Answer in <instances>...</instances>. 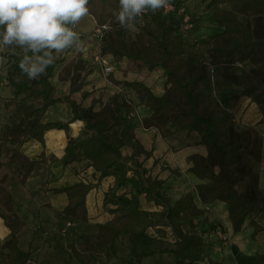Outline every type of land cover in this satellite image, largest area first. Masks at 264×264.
Wrapping results in <instances>:
<instances>
[{
    "label": "trees",
    "instance_id": "obj_1",
    "mask_svg": "<svg viewBox=\"0 0 264 264\" xmlns=\"http://www.w3.org/2000/svg\"><path fill=\"white\" fill-rule=\"evenodd\" d=\"M176 1L180 4L187 0ZM201 1L216 25L215 32L200 41L205 47L202 53L200 49L187 51L188 41L174 13H151L138 31L130 32L115 19L119 0H90L88 5L95 27L108 26L99 41L100 55L110 54L115 63L131 59L147 70L160 68L165 75L166 87L161 94L141 81L120 83L130 88L146 109L141 125L155 129L165 140L180 139L182 146H202L205 150V155L187 156L186 171L198 181L175 199L163 193L165 179L151 176L145 168L144 161L151 151L135 136L130 117L135 103L123 92L113 94L104 103L92 99L88 106L74 99L73 94L81 90L92 70L79 55L58 72V80L69 81V88L67 94L57 97L51 77L64 60H55L40 79L29 80L18 67L21 50L6 48L11 60L8 82L12 106L7 121L0 124V172L7 170L13 184L24 183L43 163L44 155L30 158L22 151L23 144L28 140L43 143L44 134L56 128L63 129L67 138L63 165L75 173L79 166L90 167L97 181L113 179L104 195L105 205H115L109 209L113 220L98 224L94 233L80 235V246L72 241L67 264L73 260L89 264L92 256L102 253L116 256L114 244L120 234L129 239L128 255L121 259L124 263L140 264L158 251L169 252L173 264H194L213 245L210 235L217 227L216 223H208L206 229L198 230L195 219L206 216L208 206L215 202L226 205L233 232L240 231L250 216L251 236L264 231V223L259 220H264V187H260L259 172L253 166L262 158L264 136L259 124L264 116L257 123L238 126L229 109L231 101L243 97L264 115V0ZM202 54L214 67L213 77L200 61ZM59 101L69 104L71 118L66 122H43L47 108ZM97 102L99 107L95 109ZM74 120L84 124L77 138L68 134V125ZM167 143L174 150L172 143ZM92 187L93 183L80 180L55 189L67 195L62 210L65 217L73 221L88 218L86 196ZM12 199L0 179V217L9 230L1 243L6 252L0 264H29L30 253L19 242L25 221L13 209ZM141 200L156 209L141 208ZM149 228L162 234L168 229L171 237L164 242L167 246L160 248L163 242ZM255 258L258 264H264V253H257Z\"/></svg>",
    "mask_w": 264,
    "mask_h": 264
},
{
    "label": "crops",
    "instance_id": "obj_2",
    "mask_svg": "<svg viewBox=\"0 0 264 264\" xmlns=\"http://www.w3.org/2000/svg\"><path fill=\"white\" fill-rule=\"evenodd\" d=\"M193 2H195V1L194 0H187L186 1L187 5H190ZM192 8H193V6H192ZM76 27L79 28V30H81L83 32H87V31L92 30L95 27V25H94L92 17L90 15H88L83 20H81L80 23ZM85 49H86V47L85 48L82 47L83 51ZM79 55L85 61L87 68L91 67L92 70L87 75V77L85 79V84L83 85L81 90L79 92H76L73 94L74 99L81 102L83 105L88 106L91 103L92 99H100L104 103L108 100V98L110 96H112L115 93H118L113 89L114 88V86H113L114 82H112L108 78L101 76V74L99 73V71L101 69H99V67L97 65H95L96 62L88 59L86 52L78 53L77 56H79ZM65 62H68V61L66 60ZM124 62H125L124 66H126V65H129L128 63L135 62V61H132L131 59L125 58ZM135 63L138 64L137 62H135ZM116 68H117V66H116ZM124 68H120L121 69L120 71L115 69V72L111 73L110 77H112L115 81H121L120 77H121L122 73L125 72L124 70H126ZM160 70H161L160 68H157V69H154L151 71L156 72V71H160ZM161 72L164 75L162 70H161ZM153 82L154 81L152 79H150V83L149 84L146 83V85L154 93L161 94L164 90L162 89L160 92L155 91L153 89V85H154ZM154 86L157 89V85H154ZM115 87H117V86H115ZM68 88H69V83H68ZM68 88H67V91L64 92L63 95L67 94ZM100 88H102V89H100ZM100 91H102V92L104 91V92H106V94L102 97V95H101L102 93L99 94ZM56 96L61 97L60 95L57 94V90H56ZM107 96H109V97H107ZM140 106H143V105H138L137 107L140 108ZM98 107H99V103L97 102L95 104L94 108L97 109ZM70 118H71V110H70L69 104L66 102L59 101V102H56L55 104H53L47 108V110L43 114L42 120H43V122H51V121L66 122ZM133 124H134V131H135L136 138L140 141V143L143 145V147L146 150L151 151V155L149 158H152V155H154L155 158H157V156H163V158L164 157L166 158L168 155H171V157H172V155H175L180 151L181 157H183V159H185L186 168H188L189 164L186 161L188 155H190L192 153H199L201 155H205L204 148L202 146H195V145L187 146L185 151L183 149V150H179V151L175 152V150H171L169 148L168 143L166 141H164L165 139H163L160 136V134L158 132H156L155 129L142 127L143 130L140 131L139 128H137V126L135 125L134 121H133ZM83 125L84 124L81 120H74V121L70 122L68 125V134L73 138H77V137L81 136V134L83 133V129H84ZM149 132H151V133H149ZM148 133L150 134V136H148ZM66 140H67L66 134H65V131L63 129L53 128V129L48 130L44 134L43 143H40L39 141H36V140H28L27 142H25L22 146V151L27 156H29L30 158H33V159H40V157H41L40 155L43 154L44 155L43 163L40 166H38L31 173V175L27 178V180L24 183H17V184L11 183V186L17 187L20 184L24 185L28 181H30V179H32L34 174H37V172H39V171L45 172L46 179L44 181H46V184L44 186V189L42 190V192H44L46 194V198L48 199L47 202L45 203V206H49L53 210V212L55 214H57L56 216H60V218L64 222V226L66 225L67 221H71V226H73L72 230H74L73 234H75L80 239V235L94 233L97 230L98 224L111 222L113 220L114 214L112 212H110L109 209L114 208L115 205L111 204V203H107L105 205L104 204V197L102 198V205L107 206V211L110 215V217H108V219L106 221H98L95 224L93 222L94 220L90 219V215H89L90 212H89V208H88L89 207L88 206L89 198L93 195L94 196L97 195V192H99V187L102 185L103 182H106V181L111 182V184L109 186V188H110L112 185L113 179L108 177V178H104V179L97 181L93 178V176H92L93 170L90 167L86 168L83 171H80L78 169L79 172L75 173V171L70 166L63 165V163L61 162V157L64 154V146L66 144ZM125 150L126 149H123V153H128V150L127 151H125ZM164 152H165V154L163 155ZM148 159H146V160H148ZM140 160H142V157L140 158ZM165 160L168 162L167 166H170V164H169L170 160L168 159V157ZM154 162H157V160L154 159ZM257 165H258L257 170L259 172V185H260V187H264V179H263L264 178V142H263V148H262V158H261V161ZM84 171H87V173H85ZM190 177H191V181L194 182V184L198 181L191 174H190ZM157 178L161 179L162 177L158 176ZM80 180L89 181V182L93 183V187L89 190V192L87 193V196H86V206H87L88 218L84 221H81V220L73 221V220H70L69 218L65 217V215H63V213H62L63 208L67 205V202H68L66 193L65 192H56L55 189H60V188L66 187V186L73 185V184L79 182ZM109 188H107L105 190V193ZM105 193H104V195H105ZM12 196H13V194H12ZM92 200H93V198H92ZM143 202H144V200H143ZM94 204H95L94 210H96V207L99 206L100 203L97 200H95ZM144 204H145V207L143 209L150 207V205H147L145 202H144ZM141 205H142V200H141L140 206ZM12 206H13V209H15L17 211V213L25 221V224H26L25 217L21 213H19L18 207L14 204V198L12 199ZM209 207L217 209L221 213L220 216H222V213L224 212V214H225L224 218H225V224H226L225 231L226 232L224 234H221V235L216 234L214 238H211V235H210L211 240L214 242L213 245L208 246L206 248L205 252L203 253V259L195 262L194 264H213V263H217V264H258L256 261V258H255V255L257 253H264V231H260L259 233H257L254 238L251 236L253 229L249 224V222L251 220V216H250L245 220L240 231L233 232V230L231 228V224L227 218L226 205L221 203V202H215V203L210 204L208 206V208ZM154 208L156 209V206L150 207V209H154ZM209 211H211V210L209 209ZM35 215H36V217H34V218L37 219V214H35ZM30 217H32V216H30ZM204 218H205V216H204ZM1 219L3 220V225L6 227L4 219L3 218H1ZM195 221H196V219H195ZM34 222H35V220H34ZM37 222H39V219L36 221V223ZM91 222H93V224ZM183 223H186V222H183ZM183 223H182V228L185 229L186 226L183 227ZM57 225L58 226L60 225L59 221L57 222ZM62 225H60V226L62 227ZM92 225H94V227H96L95 230H92L89 232L84 231L86 226H92ZM198 225H199V223H198ZM28 226H32V225L28 222ZM37 227H39V224L37 225ZM79 228L81 230H79ZM150 229L151 228H149V230ZM152 229L156 230V228H152ZM6 230L9 233V230L7 227H6ZM21 231H20V233H21ZM166 231H167V233L164 235H160L162 233L152 234L149 231L153 236H155L157 239H159L163 242V243H160V245H159L160 248H164L165 246H167L166 243H164V242L167 240H170L171 236L168 233L169 230L166 229ZM8 233H7V235H8ZM31 234L32 235L29 237V240H28L26 246L23 247L24 250L29 251L31 259L33 258L34 255H36L38 253H42L43 255L48 257L47 256V253H48V254H51L49 256L51 258L49 259L48 262L46 261V264H67V261L69 260V245H68V251H66V248L63 247L64 245L61 246V244L57 241H54V243L52 242V240H53L52 235H50V236L42 235V233H35L34 230L31 232ZM121 235H123V234L119 235L118 239L116 240V242L114 244V248H116V243L119 240V238L121 237ZM205 237H206V235H205ZM224 237H227V240H223ZM54 240H55V238H54ZM69 240H70L69 244L72 241H75L76 245H78V246L81 245V239H80V243H78L73 237H71ZM49 247H50V249H49ZM128 252H129V244H128ZM102 254L92 256L89 264H93L95 259L98 258V256H100ZM162 254H170V253L157 251L152 256L145 257L144 259H147L150 257H155L156 255L159 256ZM106 256L108 257L106 260V262L108 264H127V263H124L122 260H118L117 255L116 256L106 255ZM143 260L141 261L140 264H143ZM53 261H55V262H53ZM40 263H41V261L38 262V264H40Z\"/></svg>",
    "mask_w": 264,
    "mask_h": 264
},
{
    "label": "rangeland",
    "instance_id": "obj_3",
    "mask_svg": "<svg viewBox=\"0 0 264 264\" xmlns=\"http://www.w3.org/2000/svg\"><path fill=\"white\" fill-rule=\"evenodd\" d=\"M192 4L188 5L189 10L193 12L194 16V23L195 26L193 30L186 35V39L188 41L187 51L197 52L200 49L201 53L203 52L204 46L201 45L200 41L207 35L214 33L216 30V25L209 19V10L205 6L206 3L202 2L201 0H194ZM193 6V8H192ZM79 30V28H78ZM81 31V30H79ZM85 38L82 40V47L86 49L83 51L81 50H68L64 53L56 54L55 60H64V62H60L55 70L54 74L51 77V82L54 84L57 94L62 96L64 92L67 91L68 83L69 81H59L57 78V74L60 71L61 67L66 63L65 61H70L73 58L77 57L78 53L86 52L87 57L89 60H93L94 53L97 52V38L92 36V30L84 32ZM197 40V42H194ZM194 43H200V45H194ZM5 49H0V65H1V84H0V124H3L7 121V118L11 111V104H10V98L12 96V90L9 86L8 82V72L10 69L11 60L8 58ZM205 54H202L199 56L200 59L203 60V56ZM129 65H126L124 69L125 72L122 73L120 79L121 81H117L119 83H113L114 90L116 92H123L128 99L133 101L135 103V108L133 111V121L137 128H139L140 131H142V125H141V118L147 115L146 109L144 106H140L138 108V105H141L138 103V99L136 98L133 91H131L130 88L125 87L124 85L120 84L123 81H141L145 85L146 83H150V79H152L154 82V85H157V89L153 85V89L157 92H160L162 89L164 90L166 87L165 82V76L160 71H151L147 69H143L139 64H136L135 62L128 63ZM101 69L99 73L102 77L110 79V75H106L99 64L95 63ZM118 71L121 69L119 67L116 68ZM144 78V79H141ZM147 81V82H146ZM146 82V83H145ZM117 86V87H115ZM102 89V88H100ZM102 93V94H101ZM99 94L102 95V97L106 94V92L100 91ZM109 97V96H107ZM106 98V97H105ZM229 109L233 115L234 121L236 125H245V124H252L257 123L264 115L252 104L248 102V99H245L243 97L236 99L235 101H231L229 104ZM144 128V127H143ZM259 128L263 133L264 136V122L259 124ZM138 130V131H139ZM151 133V132H149ZM148 133V136L150 134ZM164 141H169L172 143L175 152L179 150L185 151L187 146H182L183 141L180 139H176V141H171L170 138H167ZM127 151V150H125ZM165 152L163 153V155ZM168 157L170 160L169 164L170 166H167V161L165 160ZM166 158L163 156H157L155 158L154 155H152V158H149L148 160L144 161L145 168L148 170V173L153 177H162L161 179H165V184L163 187V193L165 195H169L173 199L179 196V194L183 193L186 190H189L194 185V182L191 181L190 174L186 171V163L185 159L181 157V152L179 151L175 155H168ZM154 159L157 160V162H154ZM187 161V160H186ZM254 168L257 169L258 165L255 163ZM168 167V169L166 168ZM80 171H83L85 169H82V166L78 167ZM173 171V172H172ZM87 173V171H84ZM177 173V174H176ZM0 179H2L3 184L7 186V188L11 191L14 198V204L18 207L19 213H21L25 219L26 224L24 229L19 234V242L22 247H25L29 237L32 235L31 232L34 230L35 233H42V235L50 236L52 235V242L57 241L61 244V246L66 248V251H68V245L70 242V238L73 237L78 243H80V239L73 234L72 230L73 226L67 227L64 226V222L60 218V216H56L53 212V210L49 206H45V203L47 202L46 194L42 192L44 189V186L46 184L45 172L39 171L37 174H34L33 178L30 179L26 184L24 185H18L17 187L11 186V181L13 177L7 170H2L0 172ZM264 179V178H263ZM111 182H103L102 185L99 187V192H97V195H93L89 198L88 202V208H89V215L90 219L94 220L93 222L96 224L98 221H106L108 217H110L107 206L102 205V198L104 197L105 190L109 188ZM93 198V200H92ZM95 200H97L100 205L96 207V210H94V203ZM142 208L145 207V204L142 200ZM155 209V208H154ZM211 211L204 217H199L196 219V221L199 223L198 230L206 229L208 226V223H216L217 227L215 232L211 235V238H214L215 235H221L224 234L225 231V218H224V212L221 213L215 209L210 208ZM37 214V219L36 217ZM59 215V214H58ZM32 216V217H30ZM39 219V222L36 223V221ZM35 220V222H34ZM43 220V221H42ZM259 220L264 223L263 218H259ZM60 222V225H57V222ZM28 222L32 226H28ZM71 222V221H70ZM93 222H91L93 224ZM39 224V227L37 225ZM186 223H183V227H185ZM85 227V226H84ZM96 227L94 225L92 226H86L84 229L85 232H89L92 230H95ZM79 230H81L79 228ZM76 231V230H75ZM152 234L158 233L155 229L149 230ZM72 232V233H71ZM164 232V231H163ZM7 230L6 227L3 225V220L0 218V263L3 260V255L6 252L5 249L1 247V243L7 239ZM164 235V234H160ZM223 236V235H222ZM55 238V240H54ZM223 240H227V237H224ZM128 244L129 240L128 237L123 234L119 238V240L116 243V255L117 259L121 260L122 258L126 257L128 255ZM50 249V247H49ZM50 253V252H49ZM51 254L47 253L46 257L42 253H38L33 256L29 264H38L39 261H41L40 264H46V261L48 262L51 257H49ZM107 256L105 254H102L98 256V258L95 259L93 264H108L106 262ZM55 262V261H53ZM72 264H78L75 260H73ZM143 264H173V257L170 254H162L155 257H150L143 260Z\"/></svg>",
    "mask_w": 264,
    "mask_h": 264
},
{
    "label": "clouds",
    "instance_id": "obj_4",
    "mask_svg": "<svg viewBox=\"0 0 264 264\" xmlns=\"http://www.w3.org/2000/svg\"><path fill=\"white\" fill-rule=\"evenodd\" d=\"M90 0H0V49L22 52L18 67L38 80L55 63L56 54L81 50L76 26L89 15ZM171 0H119L115 19L130 32L148 11L167 10Z\"/></svg>",
    "mask_w": 264,
    "mask_h": 264
},
{
    "label": "built area",
    "instance_id": "obj_5",
    "mask_svg": "<svg viewBox=\"0 0 264 264\" xmlns=\"http://www.w3.org/2000/svg\"><path fill=\"white\" fill-rule=\"evenodd\" d=\"M151 13H152L151 11H148L142 18H140L138 20L136 31H138L144 25V23L149 19ZM156 13H162V14L174 13V14H176L180 18V29L185 36L188 33H190L195 26V23H194L195 19L193 16V12L189 10V7H188L186 2L179 4L176 0H171V6L167 10H160ZM107 28H108L107 25H102L101 27H94L92 29V36L97 38V49H98L97 52L94 53L93 61L100 65V67L102 68L103 72L106 75H109L110 73L115 72L116 66L120 67V68H124L125 62L123 59V60L119 61L118 63H115L110 54L100 55V53H99V41H100V38L102 36V31L104 29H107ZM75 30L78 32V34L81 38V41L84 40L86 34L83 31H79L77 27ZM136 31H134V32H136ZM200 61H201V63H203L206 66V69L210 73L211 77H213L214 67H213V65H211L208 57L203 56V60L200 59ZM141 79H144V78L141 77ZM0 84H1V65H0ZM132 116H133V111L130 113V117H132ZM70 225H71V222L67 221L66 226L69 227Z\"/></svg>",
    "mask_w": 264,
    "mask_h": 264
}]
</instances>
